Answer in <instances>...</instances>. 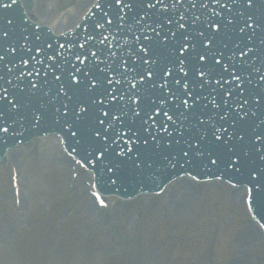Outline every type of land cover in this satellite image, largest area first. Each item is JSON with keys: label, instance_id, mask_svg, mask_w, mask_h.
I'll return each instance as SVG.
<instances>
[{"label": "rangeland", "instance_id": "374dc122", "mask_svg": "<svg viewBox=\"0 0 264 264\" xmlns=\"http://www.w3.org/2000/svg\"><path fill=\"white\" fill-rule=\"evenodd\" d=\"M90 1L36 0V20L62 31L79 20L83 6ZM10 157L5 170L0 171V199L4 201L0 264H60L71 251L76 255L72 260L79 258L73 264H197L196 257L212 229H216L214 264H260L264 260V240L241 216L245 215L241 189L229 190L220 182L199 187L185 180L173 182L160 197L139 199L118 218L115 213L107 220L106 213L98 218L99 224L110 220L112 230L106 222L94 229L91 221L99 212L94 205L89 208L92 202L82 189V180L74 191L68 190L70 164L58 161L51 141L32 143ZM9 167L18 176V203L11 201L8 186L5 193L2 185L3 172ZM46 229L57 241L45 243L41 238L35 245ZM251 229L253 235L245 237ZM117 232L123 236L121 240ZM70 236L74 239L68 241ZM8 243L16 249L10 251Z\"/></svg>", "mask_w": 264, "mask_h": 264}, {"label": "water", "instance_id": "95a60500", "mask_svg": "<svg viewBox=\"0 0 264 264\" xmlns=\"http://www.w3.org/2000/svg\"><path fill=\"white\" fill-rule=\"evenodd\" d=\"M27 1H28V4H29L30 0H27ZM36 142H38V141H32V143H36ZM27 146H29V145H27ZM21 148H23V147H21ZM20 149L19 148L18 149H15L12 152L17 151V150H20ZM12 152H11V154H12ZM185 181H187V180H185ZM229 190H232V189H229ZM241 191H242L241 192V200H242V197H243V194H244V191H243L242 188H241ZM209 232H210L209 235L205 239L204 244H203L201 250L199 251L200 253L196 257L197 264H201V263H203V264H210V261H208V260L212 257V254H213V251L212 250H213V245H214V242H215L214 241V238H215V234H216V229H212ZM257 232H258V230H257ZM259 235H260L261 239H263L262 235L261 234H259Z\"/></svg>", "mask_w": 264, "mask_h": 264}, {"label": "bare ground", "instance_id": "6f19581e", "mask_svg": "<svg viewBox=\"0 0 264 264\" xmlns=\"http://www.w3.org/2000/svg\"><path fill=\"white\" fill-rule=\"evenodd\" d=\"M30 14V13H29ZM31 15H33L32 13H31ZM33 17H34V15H33ZM34 20V19H33ZM72 22V21H71ZM41 25H43V24H41ZM65 30H67V29H65ZM53 142H54V144H55V141L54 140H52ZM181 181V180H180ZM180 181H177L176 183H180ZM253 233H254V231L251 229V231H249V232H247V233H244V236L245 237H247V238H250L251 237V235H253ZM251 234V235H250ZM250 236V237H249Z\"/></svg>", "mask_w": 264, "mask_h": 264}, {"label": "snow or ice", "instance_id": "6c2138e0", "mask_svg": "<svg viewBox=\"0 0 264 264\" xmlns=\"http://www.w3.org/2000/svg\"><path fill=\"white\" fill-rule=\"evenodd\" d=\"M117 2H119V0H117ZM250 26V25H249ZM200 59H204V57L201 55L200 56ZM181 70H183V69H181ZM186 103V102H185ZM213 163H214V161H213Z\"/></svg>", "mask_w": 264, "mask_h": 264}]
</instances>
